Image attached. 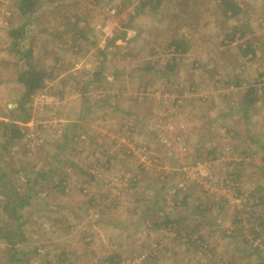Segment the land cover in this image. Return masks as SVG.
I'll return each instance as SVG.
<instances>
[{"label": "rangeland", "instance_id": "374dc122", "mask_svg": "<svg viewBox=\"0 0 264 264\" xmlns=\"http://www.w3.org/2000/svg\"><path fill=\"white\" fill-rule=\"evenodd\" d=\"M20 1L0 0V264H264V0Z\"/></svg>", "mask_w": 264, "mask_h": 264}, {"label": "trees", "instance_id": "16d2710c", "mask_svg": "<svg viewBox=\"0 0 264 264\" xmlns=\"http://www.w3.org/2000/svg\"><path fill=\"white\" fill-rule=\"evenodd\" d=\"M36 5L37 3L34 0H21L19 3V10L21 13H31L33 12ZM225 5H226V9L223 10V13H224V16H226V18L236 17L238 13L240 12V8L237 6V4L233 0H227ZM11 32L14 38L16 39H18V37L23 35V32L21 31V29H16ZM181 47L182 46L180 44H176L171 53L177 54L180 52H184L186 49H184V47L183 48ZM250 51L253 53V57H254L255 49H251ZM45 78L46 76L44 72H42L41 70H35L29 67L26 71L20 74L18 80L24 84L26 88V95H30L34 93L35 91L40 90L44 86L43 83H44ZM252 91H253V88H251L250 92ZM3 128H4L5 137H7V142L2 147L6 148L9 145V139L19 138L21 134L19 132V128L16 125L8 126V124L5 123ZM8 131L10 132L8 136H6ZM234 175L237 176L238 175L237 172H235ZM258 190L261 194V191L263 192L264 188L260 187L258 188ZM260 194L258 196L259 198L257 197L258 201H255L254 204L251 206L252 208L250 207L248 211L249 213L248 219H251V218L254 219L255 227H256L255 230L257 229L256 230L257 236H261V235L264 236V206L261 209V211H257V207H256V205L264 204V198ZM18 196H19L18 194L15 195L16 198H18ZM27 201H28V198L25 199L23 203L19 202V206L22 207V206L27 205ZM236 230L239 233H243L242 232L243 228H239V229L237 228ZM244 233H246V230L244 231ZM113 258H116V260L110 262V264L120 263L121 259L118 254H114L110 256L109 260H112Z\"/></svg>", "mask_w": 264, "mask_h": 264}]
</instances>
